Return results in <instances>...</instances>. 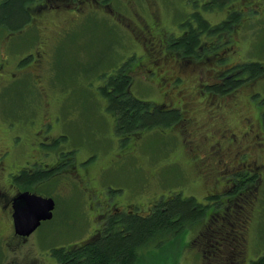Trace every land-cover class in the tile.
I'll return each mask as SVG.
<instances>
[{"label":"flooded vegetation","instance_id":"flooded-vegetation-1","mask_svg":"<svg viewBox=\"0 0 264 264\" xmlns=\"http://www.w3.org/2000/svg\"><path fill=\"white\" fill-rule=\"evenodd\" d=\"M5 1L12 0H1L0 5ZM21 2L26 13V19L20 25L21 29L18 28L19 30L14 31L8 26L0 25V29L6 28L12 33L17 31L21 33L24 29L27 30L25 50L16 52L14 39L7 45L0 43V103L5 90L11 88L19 77L24 76L28 77L32 83L35 91L32 93L36 97H41L42 101L36 105V120H32L28 126L22 124L18 128L19 132L28 134L26 144L19 151L14 147L13 141L5 142L4 137L8 134V130L3 127L1 120L5 119V115L3 108L0 107V170L7 171V178L3 177L4 182H0V246L6 253L25 247L37 231L55 217L57 203L54 200L55 209L51 220L42 221L40 226L29 236L18 232L16 226L18 211L24 210L26 206L25 202L21 201V197L29 194L52 198L42 195L43 191H46L42 188H45L52 180L61 179L64 176L67 169L72 167L71 161L78 150V148L68 150L66 152L70 154L68 157L61 156L62 150L55 152L57 145H62L63 141L68 140V136L61 133V129L54 127L57 118L54 117L53 108L57 107L55 104L57 99L49 95L46 83L50 89V70L59 56L65 54L64 43L79 29H86L94 25L109 27V31L112 26L128 28L127 30L133 32L134 39L140 43L141 50L146 53L144 47L147 48L150 57V65L143 63L136 66V68H144V73H140L142 81L153 86L157 85L159 88L167 83L161 90L163 92L162 99L158 100V104L146 103L149 104L151 113L166 114V119L159 120L156 127L166 125L175 127L176 141L179 143V147L174 148L166 160L162 159L163 164L158 166L153 178H161L163 170L160 169L171 166L175 172L180 173V180H185L194 187L210 183L211 188L214 189V196H219L224 191L220 186L222 183L234 187L237 182L243 181L240 179L242 177H245L244 181L251 183H253L251 181L253 178L254 180L264 178V157L260 156V152L264 153L261 143L264 140L261 134L264 130L262 117L256 116L255 119L247 117L246 124L239 130L232 129L227 122L228 114L231 112H226L225 108L228 103L231 104L239 96L243 88L238 87L236 90L232 87L228 91H236L227 95H220L212 90L210 93H206L209 86L224 85L230 78L236 80L243 72L240 66L247 61V56L238 62L242 48L239 40L242 38L245 48L247 45L246 50L255 47L254 29H264V0H185L180 7L182 11L180 17L183 18L179 19L176 10H173L168 21L164 20L165 16L158 0H21ZM202 25L212 30L219 29L216 36L207 35L210 40L208 45L218 41L222 46H225L223 52L218 55L219 61L224 62H220L216 69L218 74L213 77L216 79L214 82L210 81L200 85V93L209 104L206 108V115L208 118L218 121V125L214 124L212 127L211 125L209 127L199 124L192 125L190 115L194 109L188 106L189 97L182 98L183 90L181 88L184 76L188 74L190 63H184L178 59L179 57L174 56L168 48L163 46V43H160L164 40V33L160 34L163 27L180 29L191 26L192 29H198ZM153 30H155V35ZM190 33V31L183 30L177 39H187ZM29 39L30 42H28ZM12 55L15 57V63L11 62L10 56ZM171 63L174 64L172 68H170ZM168 73L172 76L164 78L166 75H170ZM123 76L130 77L128 72ZM117 77H119V73L113 78ZM160 81L163 83H159ZM112 91L109 82L104 93ZM255 95H258L256 89L249 96L248 101L251 104ZM222 98L227 99L221 100ZM53 102L55 105L52 104ZM223 103H225L224 106H222ZM233 104H237V102ZM109 105L110 101L106 99L107 109ZM34 111L35 108H33ZM169 114L171 115L167 116ZM116 119L111 124V130L126 140L140 139L147 131L145 128L139 127L120 133L116 127ZM51 155L53 157L49 158ZM130 155L141 168H145L144 164H140L143 158L137 143H133ZM94 157L88 156L82 160L80 165L73 166L72 180L70 181L71 184L80 182L79 189L86 188L88 200L86 205L89 210L85 217L90 220L91 228L84 239L68 245L66 248L76 245L78 250L85 249L101 237L112 220L118 223L116 225L118 228L125 229L121 222L135 217L147 219L156 212L157 207L161 204L160 198L157 197L158 188L156 187L155 190H150V194L147 195L148 202H140L142 198L132 200L133 202L117 199L113 203L102 205L100 209H95L93 206L95 198H100L103 194L100 188L92 186V183L99 179V172L90 171L94 166L89 168ZM108 167H110L109 161L100 169V175ZM86 172L88 173L85 174ZM193 174L196 175L195 179L194 177L192 179ZM58 186L60 192L67 193L72 190V186L67 181L59 183ZM153 199L155 201L153 205L148 204L152 202L149 200ZM224 203L226 208L222 212L225 213L226 218H230V216L233 218L235 215V219H243L247 222L243 230L246 229L248 223L252 225L253 211L249 216L244 206L236 202ZM148 205L151 207L147 211L143 210ZM139 210L143 211L139 212ZM236 235L240 236V232ZM247 240L244 237L243 247L247 246ZM235 241L237 242L235 246L239 247L241 245L240 238L236 237ZM49 258L56 260L52 254ZM45 261V258L37 256L31 264H40Z\"/></svg>","mask_w":264,"mask_h":264},{"label":"rangeland","instance_id":"rangeland-1","mask_svg":"<svg viewBox=\"0 0 264 264\" xmlns=\"http://www.w3.org/2000/svg\"><path fill=\"white\" fill-rule=\"evenodd\" d=\"M158 1L162 6L164 20H169V15L173 10H176L179 19L183 18L180 17L182 15L180 7L185 0ZM120 28L112 26L109 31V27L94 25L86 29H79L64 43L65 54L59 56V59L54 62L49 73L50 89L46 83L49 95L57 99L55 103L57 107L53 108L54 117L57 118L54 127L61 129L60 132L68 136V140L63 141L62 145H57L55 152L62 150L61 156L68 157L70 155L66 153L68 150L71 148H78V150L71 161L72 167H69L66 172L64 171V176L61 179L52 180L45 188H42L46 190L43 191L42 195L54 198L57 203L53 220L44 224L30 239L29 243L21 249L6 253L0 246V264H31L37 256L46 259L40 264H58L55 259H48L53 249L78 243L89 234L91 222L85 217L89 210L86 205L88 203L86 188L79 189L80 182L70 183L73 166L80 165L82 160L88 156H95L93 162L89 164V168L94 166L90 171L99 172V179L97 182H93L92 186L100 188L103 194L102 197L95 198L93 204L95 209H100L102 205L113 203L117 199L132 201L142 198L140 202H148L147 195L150 194V190H155L156 187L160 202H169L175 198L184 201L188 196L194 195L197 203L205 205V198L203 197L208 192L203 189L204 184L194 187L191 183L180 180V173L175 172L171 166L160 169L163 170L161 178H153L158 166L163 164L162 161L171 155L174 148L179 147V143L176 141L175 127H155L145 131L140 139L132 140V137V141L120 137L113 132L114 130H111L115 116L106 107L107 97L104 89L107 88L112 77L118 74L123 66L127 65L134 68L143 63L150 65L147 48L144 47L146 53L142 51L140 43L133 37V32L127 30L128 28ZM183 30L193 31L191 26L180 29L163 27L160 34L164 33V40L160 43H163L166 49L173 47L174 43L181 41L177 38ZM19 32L12 33L9 29H0V43L7 45L14 39L16 52L25 50L27 30L24 29L21 33ZM153 34L155 35V30H153ZM199 37V45L202 46L206 38L204 34H199ZM254 39L256 40L255 47L246 50L247 45L245 48L243 40L240 38L242 48L238 62L247 56L246 60L249 63H252L253 60L264 63V29H254ZM218 51L219 48H215L213 53H206L204 49L199 52V56L188 54L190 58L185 57L190 61V67L181 86L182 98L189 97L188 102H186L190 108L194 109L190 115L193 126L198 124L204 127L218 125L216 119H210L206 115V108L209 104L200 93L201 84L214 82L216 78L213 77L218 74L216 70L218 68L215 67L216 62L207 65L199 63L201 61L207 63L216 61L215 56L217 55L214 53ZM180 55L186 54L184 51H180ZM10 58L11 62L15 63V57L12 55ZM173 65L171 63L170 68ZM132 70L135 84L130 89L131 95L142 102L158 104V100L161 101L162 99L163 92L161 90L167 83H164V86L160 88L157 85L153 86L142 81L140 73H144V68L139 67ZM171 76V74L166 75L164 78ZM262 80L264 78L254 81L251 87L242 89L239 96L231 104H227L226 112H231L228 114L227 122L232 129L239 130L246 124L247 117L255 119L256 116L260 117L264 113V81ZM159 83L162 84L163 82L160 81ZM254 89L257 90L258 95L252 98L251 104L248 101V96ZM32 92L35 91L30 79L26 76L19 77L11 88L5 90L0 103L5 115V119L1 121H3L4 129L8 130V134L4 137L5 142L11 143L13 141L14 147L18 151L24 147L28 139V134L19 132L18 128L22 124L28 126L32 120H36V105L42 101L41 97H36ZM210 92L207 89L206 93ZM226 99L222 98L221 100ZM234 102L237 104H233ZM33 108H35L34 112ZM133 143L138 144V150L144 159L141 160L140 164H144L145 171L130 155ZM261 143L262 148H264V140ZM260 153L261 155H259L264 157V153ZM52 157L53 155L49 158ZM19 159L21 160V156ZM107 161H109L110 167L106 168L100 175V169ZM6 174L7 171L0 170V182H4L3 177L7 178ZM193 177L195 179L196 175L193 174L192 179ZM242 179L244 177L241 178V181ZM65 181L72 186V190L67 193L60 192L58 186L59 183ZM260 185L264 188V178ZM247 187L254 190V182L248 181ZM225 198L228 200L229 197ZM149 201H152L148 203L151 205L155 202L154 199ZM218 202L222 203L221 208H226L223 201L219 200ZM151 205L143 208V210L147 211ZM142 211L139 210V212ZM254 212L256 214L252 216L253 223L250 225L246 244V259L249 262L257 260L259 256L264 254V199L260 198L255 202ZM203 223V220L199 223L196 222L171 239L158 242L142 250L138 264H211L212 257L210 256L211 260L206 259L201 252L204 250L206 252L211 251V249L207 245L203 248L202 244L207 240L208 243L213 244L212 248L218 247L216 243L219 242L222 235L218 233L211 236L205 232L207 236L206 239L203 237L204 242H196L203 232L201 226ZM223 247L226 257L234 251L230 241L225 243Z\"/></svg>","mask_w":264,"mask_h":264},{"label":"trees","instance_id":"trees-1","mask_svg":"<svg viewBox=\"0 0 264 264\" xmlns=\"http://www.w3.org/2000/svg\"><path fill=\"white\" fill-rule=\"evenodd\" d=\"M25 19L26 13L21 0L5 1L0 5V25L8 26V28L15 31L18 28L21 29L20 25ZM218 31L219 29L212 30L202 25L198 29L190 31L191 33L187 39L174 43L173 47H168V50L177 58L180 57L178 59H181L184 63H190L185 58H190L188 54L199 56V52L204 49L206 53H213L215 48H219V51L214 53L217 55H214L216 61L207 63L196 60V62L206 65L216 62L215 67L218 68L220 62H224L219 61L218 55L223 52L225 46H222L221 42L218 41H216L218 43L214 42L208 45L210 40L207 38V35L216 36ZM199 34H204L207 41L202 46H200L201 44L199 45ZM180 51H184L186 55H180ZM240 68L243 72L236 80L230 78L224 85L209 86L207 89L220 95H227L233 92L228 91L232 87L236 90L238 87L244 89L251 87L254 81L264 78V63L262 62L249 63L246 61ZM132 69H136V67L123 66L121 68L122 71L119 72V77H112L110 81L113 91L110 93L105 92L107 99L110 101L108 110L117 118L116 127L120 133L139 127L150 130L157 126L159 120L163 121L166 119L165 113H151L148 103L137 100L130 94L134 80L131 73ZM127 72L130 77L123 76ZM252 93L253 90L249 93V96ZM261 117L264 122V113L261 114ZM261 134L264 137V130ZM244 180L245 177L242 182H237L234 187H229L228 184L222 183L220 186L224 191L220 194L221 196H214V189L211 188V184L206 183L203 189L211 192V194L207 193L204 195L205 205L197 203L194 195L192 197L188 196L184 201L180 198H175L174 201L161 202L151 217L147 219L135 217L121 222L125 229L118 228L116 226L118 223L112 220L108 229L103 232L101 237L95 243L89 244L85 249L78 250V246L72 245L69 248L60 247L59 249H53L51 254L55 256L58 264H138L142 250L158 242L169 240L179 232H183L186 227L203 220L204 223L201 225L203 232L199 237L201 240L198 238L196 242H204L203 237L206 239L207 236L205 232H208L211 236L218 233L222 235L219 242L216 243L218 247L212 248L213 244L208 243L209 241L207 240L202 244L203 248L207 245L211 249V251L207 252L206 250L201 251L205 255V258L211 260V256L213 259L211 264H246L247 246L243 247V245L245 244L244 237L248 238L250 223L243 230L247 222L243 219H235V215L233 218L231 216L230 218H226L225 213L222 212L225 208H221L222 203L218 202L219 200L231 202V204L236 202L245 207L249 216L252 211L253 215H255L257 209L254 212V205L260 198L264 199V188L260 185L261 180H254L253 178L251 181H255L254 190L249 189L247 183H245L248 181ZM225 186L227 187L225 188ZM232 195L233 197H231ZM225 197H229L228 200ZM239 232L240 236H235ZM236 237H239L241 240L239 247L235 246L237 243L235 241ZM229 241L232 243L234 251L226 257L223 246ZM247 264H264V254L259 256L257 260L247 261Z\"/></svg>","mask_w":264,"mask_h":264},{"label":"water","instance_id":"water-1","mask_svg":"<svg viewBox=\"0 0 264 264\" xmlns=\"http://www.w3.org/2000/svg\"><path fill=\"white\" fill-rule=\"evenodd\" d=\"M27 194V193H25ZM25 202L24 210H19L16 226L18 232L29 236L41 224L42 221L51 220L55 209V201L52 198H44L36 195H25L21 197Z\"/></svg>","mask_w":264,"mask_h":264},{"label":"bare ground","instance_id":"bare-ground-1","mask_svg":"<svg viewBox=\"0 0 264 264\" xmlns=\"http://www.w3.org/2000/svg\"><path fill=\"white\" fill-rule=\"evenodd\" d=\"M49 48V47H48ZM48 52V51H47Z\"/></svg>","mask_w":264,"mask_h":264}]
</instances>
